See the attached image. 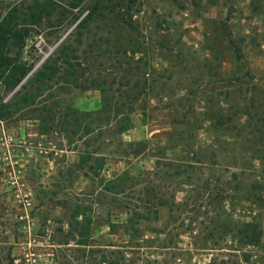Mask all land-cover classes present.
<instances>
[{"label": "rangeland", "instance_id": "rangeland-1", "mask_svg": "<svg viewBox=\"0 0 264 264\" xmlns=\"http://www.w3.org/2000/svg\"><path fill=\"white\" fill-rule=\"evenodd\" d=\"M42 1L0 0L33 67L0 73V264H264V0H117L83 36L90 0L35 21ZM69 38L79 57L51 61Z\"/></svg>", "mask_w": 264, "mask_h": 264}, {"label": "trees", "instance_id": "trees-1", "mask_svg": "<svg viewBox=\"0 0 264 264\" xmlns=\"http://www.w3.org/2000/svg\"><path fill=\"white\" fill-rule=\"evenodd\" d=\"M76 1H77V3H79V2H81L83 0H76ZM105 1H107V0H95V1L94 0H90L89 1V3H90L89 4L90 5L89 10L90 11L88 12L87 15H85L83 17V19L76 26V28H77L76 34L77 35L83 36L86 31H89L88 30L90 28L89 26H91L92 23L94 24L97 21H99L100 18L101 19L104 18L106 15L103 12L106 11L105 10L106 8H108L109 12H112L111 14H114V15L116 14L118 16V17H116V15H115L116 20L119 19L120 16H122V14H118V13H121V11L118 12V13H115V9H114V5H115V7L117 5H119L120 7L122 6L121 1L111 0V1H114L112 4H109L108 2L105 4ZM133 1L135 2L136 0H133ZM77 3L70 2L71 5H69V6L72 7V8L76 7ZM53 5H57V6H60L62 8L61 14H65L66 12H70L71 11V9L63 6L62 4L59 5L53 0H48L47 2H44V1L37 2V3L34 2L32 5L29 6V8L33 10V16L35 18L38 17V19L35 20V21H39L40 16H43L44 12L48 8L53 7ZM13 13H14V11L9 12L8 16L0 24V73H1V75L6 76L5 77L6 85H7L8 88H11V89L16 88V86L19 85L22 82V80L27 76V74L33 68L32 66H28V65L23 64L22 62H20L19 61L20 55H18L16 58H9L6 55V51H8L10 49V47H11L10 46V42L15 41L14 42L15 44H19V46L21 48H23L24 47V39L27 36V34L29 33V28H28L27 25H23L22 27L19 28L17 24H13L12 23V21H13L12 17L14 15ZM127 16H129L128 20H132L133 15H130L128 13ZM124 21H127V20L124 19ZM129 24L131 25L130 22H129ZM115 30H116V32L121 33L122 26L121 25H115ZM70 40H71L70 38L65 40V43H63V45L59 49V51L55 53V56H52L50 58L51 61L52 60L54 61L56 58L57 59L61 58V55L65 56V57H68L70 59V53L68 52V50L71 51V53H72L71 57L72 58L77 59L79 57V55L76 54L77 47H74L73 44H71ZM77 42H79V44H81L82 40L79 38L77 40ZM123 45H124V47H123V50H121V51H123L126 54L124 56L125 62L129 58L128 55H127L129 52L132 54V56L133 55L135 56V53H137V52H141V48L136 46V45L133 46L131 44V41H126V43L125 44L123 43ZM98 47H100V45ZM97 50L99 51V49H97ZM121 51L119 49H117V51L115 50L114 52L118 53V55H119V54L122 53ZM109 52L112 53V50H110L109 48H105V54H107ZM111 59L114 60V59H117V58L113 55L111 57ZM56 62H58V61H56ZM64 62L69 64V66H70V67L66 66V68L62 67L65 70V73L67 72L68 75L75 76L76 75L75 63L70 62L67 58H65ZM121 62L119 64H121ZM123 63H124V61H123ZM137 67L139 68V66H137ZM62 68L58 67V66H50V64H48V62H47V63H45L43 65V68L37 72V77H40L41 80H43V81H48L47 85H50L49 81L53 80L54 79V75L57 74V72H61ZM128 69L129 68H125L126 71H128ZM7 71H8V73H6ZM224 75L229 76L227 71H220V74H218L217 76L222 81L224 79ZM60 77H61V79L66 80V78H64V76H60ZM68 81L70 82V79ZM92 83L95 85L98 82L95 83V82L92 81ZM49 87L53 88L52 85H50ZM61 89H64V88L61 87ZM25 101H27V100L25 99ZM33 102H35V101H33ZM3 107L4 106H1V108H3ZM73 111L74 112H78L77 109H73ZM213 111H214L213 114H212L213 116H211L212 119H213V117H219V118L223 117V108L219 107V109H215ZM223 121H224V119L219 121V123L223 124L224 123ZM85 125H86V128L84 130L85 134L92 133V128H91L90 123L89 124L86 123ZM81 126L82 125H79V127H81ZM131 127H132L131 125L121 124L119 126L118 131L119 132L127 131ZM77 132H78V130H75V133H77ZM81 138H83V137H81ZM89 158H90V156H86V158L83 157L82 163L87 161ZM126 179H128V177H126ZM112 188L115 189V191H113V192L116 193V194L120 193L121 191L124 190V188L122 190H118L119 189L118 188V184H113ZM81 208L82 207L80 205H78L76 207V209L74 210V217H73L74 219L76 218L77 215L82 213L81 212ZM129 221L134 224V221H133L132 217L129 219ZM228 233L230 234L232 232L225 231L224 235H227ZM246 235H248L247 232L245 233V236ZM237 240H239L241 242L239 237L237 238ZM250 241H251V244H253L252 240H250ZM241 243L242 244H240V246H244L245 247L244 240H242ZM239 249L242 250V248H239ZM120 261H121L120 259L119 260H112V261H110V263L111 264H121Z\"/></svg>", "mask_w": 264, "mask_h": 264}]
</instances>
